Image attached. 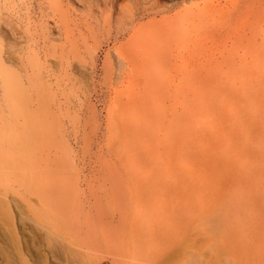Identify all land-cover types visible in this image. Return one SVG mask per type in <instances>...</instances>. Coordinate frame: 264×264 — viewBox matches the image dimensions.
<instances>
[{
  "label": "rangeland",
  "instance_id": "1",
  "mask_svg": "<svg viewBox=\"0 0 264 264\" xmlns=\"http://www.w3.org/2000/svg\"><path fill=\"white\" fill-rule=\"evenodd\" d=\"M0 235V264H264V0H0Z\"/></svg>",
  "mask_w": 264,
  "mask_h": 264
},
{
  "label": "bare ground",
  "instance_id": "2",
  "mask_svg": "<svg viewBox=\"0 0 264 264\" xmlns=\"http://www.w3.org/2000/svg\"><path fill=\"white\" fill-rule=\"evenodd\" d=\"M20 216V215H19ZM24 217V216H23ZM19 218H21V216L19 217ZM27 220V219H26ZM26 220H24V221H26ZM11 222V221H10ZM27 222V221H26ZM32 223V222H31ZM28 223H26V225H27ZM24 226V227H27V226ZM30 225V224H29ZM36 226H37V224H35ZM34 226V225H33ZM32 226V227H33ZM36 226H35V228H36ZM30 227H31V225H30ZM21 228V227H20ZM34 228V227H33ZM39 228H42L41 226L39 227ZM22 229H23V227H22ZM25 229V228H24ZM29 229H27V231H28ZM33 230L34 229H32V233L31 234H33ZM43 230V229H42ZM51 231V230H50ZM38 232H40L39 230L38 231H36V233H38ZM43 232V231H42ZM41 233V232H40ZM40 233H38V235L40 234ZM44 233V232H43ZM47 233H49V230H47L46 232H45V234H46V236H47ZM4 234V233H3ZM6 234V233H5ZM23 234V233H22ZM30 234V235H31ZM51 234V233H50ZM50 234H48L49 236H51ZM34 235H35V232H34ZM33 235V236H34ZM1 236V235H0ZM7 236V235H6ZM17 236V235H16ZM32 236V237H33ZM5 237V236H4ZM24 237H26V235L24 234ZM23 237V238H24ZM39 237V236H38ZM38 237H36L37 239V241H38ZM41 238H42V236H40ZM16 238V237H15ZM28 238H31L29 235H28ZM34 238V237H33ZM0 239L2 240L3 238H1L0 237ZM35 239V238H34ZM52 239H53V236H52ZM51 239V241H54V240H52ZM59 239V238H58ZM61 239V238H60ZM19 240V239H18ZM24 240H25V238H24ZM43 239H41L40 241H42ZM47 240V239H46ZM20 241V240H19ZM23 241V240H22ZM28 241V240H27ZM30 241H32L31 243H33V240H30ZM40 241H39V243H40ZM50 241V242H51ZM1 242H5V243H0V255H5L6 253H5V251H8V248H6V246H7V244H6V242H9V239H7V241H5V240H2ZM62 242V241H61ZM10 243V242H9ZM57 243V242H56ZM4 244H6L5 246H3ZM11 244V243H10ZM25 244H27L28 246H29V244H28V242H26ZM21 245V247H22V244H20ZM25 246L26 247V249L28 248V246ZM32 245V244H31ZM34 245H36V243L34 244ZM40 245H41V247L40 248H43L44 246H46L47 248V250H49V251H51L52 252V254H55V253H53L54 251H57V249L55 248V247H53L52 245H51V243H49V241L47 242V243H45L44 241H42L41 243H40ZM55 245V244H54ZM65 245V244H64ZM180 245H181V248H185V249H187V247H189L188 246V243L186 242V243H180ZM37 246V245H36ZM7 247H9V246H7ZM38 248H39V246H37ZM60 247H61V245H60ZM13 248V247H12ZM11 248V249H12ZM18 248V247H17ZM58 248V247H57ZM30 249V248H29ZM22 250V249H21ZM24 250V249H23ZM22 250V251H23ZM40 250V249H39ZM59 250V249H58ZM61 250L63 251V253L65 254V250L61 247ZM68 250V249H67ZM17 251V250H16ZM61 251V252H62ZM13 252V251H12ZM69 252H70V250H69ZM8 253V252H7ZM16 253H19V252H16ZM63 253H62V255H63ZM193 254H195V253H193ZM9 255H11V253L9 254ZM22 255V254H21ZM41 255V254H40ZM45 255H47V254H45ZM60 256H61V254H59ZM198 255V254H197ZM7 256V255H6ZM5 256V257H6ZM19 256V255H18ZM54 256H57V254H55ZM54 256H52V257H54ZM203 256V255H202ZM3 257V256H2ZM5 257H3V258H5ZM31 257H33V256H31ZM199 257H201V256H199ZM204 257V256H203ZM19 258H20V256H19ZM48 258V257H47ZM56 258V257H55ZM62 258V257H61ZM61 258H59V259H61ZM66 258H67V256H66ZM202 258V257H201ZM200 258V259H201ZM53 259V258H52ZM4 260V259H3ZM6 260V259H5ZM20 261H21V258L19 259ZM67 260V259H66ZM44 261V260H43ZM48 261V260H47ZM60 261V260H59ZM5 262V261H4ZM17 263V262H16ZM22 263V261L20 262V264ZM57 263V262H56ZM47 264V263H46ZM60 264V263H59ZM70 264H71V262H70Z\"/></svg>",
  "mask_w": 264,
  "mask_h": 264
}]
</instances>
